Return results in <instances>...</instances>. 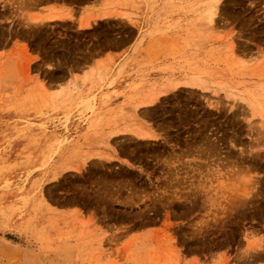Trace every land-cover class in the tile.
<instances>
[{"label":"rangeland","instance_id":"obj_1","mask_svg":"<svg viewBox=\"0 0 264 264\" xmlns=\"http://www.w3.org/2000/svg\"><path fill=\"white\" fill-rule=\"evenodd\" d=\"M203 1L0 0V264H264V103L183 84L264 74V0Z\"/></svg>","mask_w":264,"mask_h":264},{"label":"bare ground","instance_id":"obj_2","mask_svg":"<svg viewBox=\"0 0 264 264\" xmlns=\"http://www.w3.org/2000/svg\"><path fill=\"white\" fill-rule=\"evenodd\" d=\"M224 2V0H207L206 1H203L201 2L200 4H202V9L201 10V17L199 16V19H205L204 21H202V23L204 22L207 29L209 31H211L213 28L215 29L216 28V22H217V16H218V12L220 11V6L222 5V3ZM204 3V4H203ZM198 5V4H197ZM200 6V5H199ZM200 6V7H201ZM193 8V7H192ZM197 8V7H196ZM199 8V7H198ZM197 8V9H198ZM200 12V11H198ZM67 18H72L70 15L69 16H63V15H56V14H48V15H44V17L42 16H39V17H36L34 20L35 22H32V21H29V22H32L34 25H43V24H49V23H53L57 20H66ZM97 22V20H94V22L92 23L91 21H85V22H80V28L82 29H85V30H88L90 28L93 27V25H95ZM201 22V21H200ZM215 24V25H214ZM199 25V24H198ZM203 25V24H202ZM201 25V26H202ZM205 27V26H204ZM206 27H205V30H206ZM35 28V27H34ZM37 28V27H36ZM203 29V27H202ZM201 30V29H200ZM203 31V30H202ZM207 31V32H209ZM213 31V30H212ZM205 32V31H204ZM216 33V31H214ZM212 34V32H211ZM233 34V33H232ZM204 36L207 37V35L205 34ZM204 39H206L204 37ZM226 39V38H225ZM230 41L232 40L231 38L229 39ZM211 41V40H210ZM234 43V41H233ZM232 43V44H233ZM224 44V43H223ZM234 45V44H233ZM218 47V48H217ZM220 46H216L215 49H217L218 51L220 50L219 48ZM238 47V46H237ZM222 48L226 51V54H224V57L230 62V67H229V70L224 72H218V73H222V74H217V77L215 74H212L213 76H215V78H218V76L222 77L221 78H218V80L216 82H214L212 79V81L209 79H205L204 75V69L202 68V76L201 75H195L191 78H189L186 82H183L184 85H187V86H191V87H197V88H201L202 90H210L209 92L212 91L211 94H214L215 96L218 95L220 92L224 93L225 96L227 98H231L234 100V102H236L238 99H241V101H244L249 107L250 109H253L254 108V102L255 100H259L262 103H264V74L258 76V79H253L251 77V74H247V72H245L243 70V67L245 64H243V62H236L234 61L233 59H230L232 58V55L236 54L234 53L233 47L230 43L228 44V41L226 43V45H222ZM238 50V49H237ZM223 51V50H222ZM219 55V54H218ZM220 56V55H219ZM237 58V57H236ZM238 60V58H237ZM259 60H262L259 59ZM253 61V60H252ZM248 63V61H246ZM259 62V61H258ZM255 63V62H254ZM228 64V63H227ZM250 63H248L249 65ZM257 64V63H256ZM226 65V64H225ZM237 65V66H236ZM247 65V64H246ZM236 67V68H235ZM261 67V64H257L256 68H260ZM255 68V66H254ZM224 70V69H222ZM263 70H264V67H263ZM94 71V70H93ZM100 71L102 73V70L100 68ZM103 71H106L103 70ZM108 71V70H107ZM201 71V69H200ZM206 71V70H205ZM96 72V71H95ZM94 72V73H95ZM199 72V71H198ZM210 72V71H209ZM208 72V73H209ZM98 73V72H97ZM100 73V77L101 79L99 80L101 83V81L107 77L106 75L104 76V78L102 79V75L104 74H101ZM104 73V72H103ZM201 73V72H200ZM225 73V74H224ZM90 74V73H89ZM224 74V75H223ZM92 75V73H91ZM95 77V76H94ZM94 77L92 78V80L94 79ZM210 77V76H209ZM89 78V77H88ZM87 78V79H88ZM99 78V76H98ZM91 79V78H90ZM246 79V80H244ZM247 80L249 83H247ZM95 81V80H94ZM93 81V82H94ZM256 81V82H254ZM252 82V83H250ZM95 83V82H94ZM97 83V82H96ZM210 83V85L208 84ZM95 85V84H94ZM212 85V86H211ZM180 87L177 85V84H171L170 86L164 88V89H160V91L158 93H156L155 95L151 96L146 102L144 105L146 106H153L161 97H164L166 95H169L171 93H174L175 91H177ZM76 90V89H75ZM61 91H64V90H61ZM74 91V90H72ZM63 93V92H62ZM59 98V97H58ZM217 104H219L217 102ZM211 105V104H210ZM218 106V105H217ZM234 107V106H233ZM134 135H136L140 140L142 141H155L157 140V135L152 131V130H149V129H146L145 131L144 130H136L133 132ZM111 156V155H110ZM109 156V157H110ZM111 159V157H110ZM113 159V158H112ZM57 174V173H56ZM59 175V174H58ZM56 175L55 179H57V176ZM54 178V177H53ZM52 178V179H53Z\"/></svg>","mask_w":264,"mask_h":264}]
</instances>
